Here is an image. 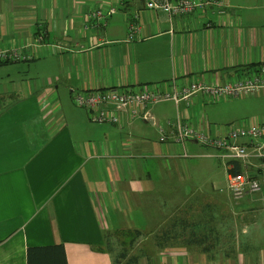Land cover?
I'll return each instance as SVG.
<instances>
[{"label": "crops", "instance_id": "0c3cea01", "mask_svg": "<svg viewBox=\"0 0 264 264\" xmlns=\"http://www.w3.org/2000/svg\"><path fill=\"white\" fill-rule=\"evenodd\" d=\"M146 1L0 0V48L37 55L17 68L21 94L0 89V264H27L29 247L59 243L68 264H264L251 204L264 190L234 204L218 174L176 157L156 126L92 122L73 99L82 87L222 84L264 70V0H228L223 16L215 7L170 16ZM104 2L117 10L98 26L87 14ZM133 22L142 37L129 41ZM252 95L226 107L202 95L164 101L152 112L214 132L250 107L264 117V93ZM197 144L187 142L198 156Z\"/></svg>", "mask_w": 264, "mask_h": 264}, {"label": "built area", "instance_id": "2783aa9c", "mask_svg": "<svg viewBox=\"0 0 264 264\" xmlns=\"http://www.w3.org/2000/svg\"><path fill=\"white\" fill-rule=\"evenodd\" d=\"M228 0H147L146 7L162 10L170 16L191 15L208 7L217 8L218 15L226 14ZM116 6L104 2L88 12V20L96 25H105ZM138 22L130 23L128 40L141 38ZM42 36H40V39ZM102 42H106L102 39ZM37 57L30 50L20 47L0 48V62L30 61ZM264 93V70H253L242 76L228 79L225 83L192 81L179 85L177 79L156 83L129 82L106 85L99 88L82 87L73 97L74 103L83 107L92 122L110 123L124 127L136 119H143L158 128L162 143L176 145L178 158L197 156L187 151V142H197L218 149L216 156L221 159L227 174L228 190L232 197L241 198L264 190V117H248L240 121L219 124L211 132L185 120L178 113L175 119L158 118L152 107L160 102L194 100L202 95L207 102H215L243 95ZM203 119V116H201ZM170 128V131H169ZM245 139L246 141H240ZM238 163V170L233 171Z\"/></svg>", "mask_w": 264, "mask_h": 264}, {"label": "rangeland", "instance_id": "374dc122", "mask_svg": "<svg viewBox=\"0 0 264 264\" xmlns=\"http://www.w3.org/2000/svg\"><path fill=\"white\" fill-rule=\"evenodd\" d=\"M28 63H24V62H21L19 64H15V63H9L8 65H3L1 66L0 65V89H7L9 91H11V89H13V87L15 86H18V84L16 83L17 81H19L20 79L18 78H21V74H17V68H20V67H23V66H27ZM31 73H35L36 69L35 67L33 66ZM15 82V83H13ZM15 89V88H14ZM13 91H18V93L21 94V92L19 90H14ZM254 95H243V96H240V101H236V102H239V103H243V100H246L247 97H253ZM256 96V95H255ZM225 100H220V101H215V102H209V103H206L207 105H213L211 103H217V104H220L221 106L223 107H226L228 106L230 103L225 101ZM224 102V103H222ZM222 103V104H221ZM161 104V103H160ZM233 104V103H232ZM204 105V104H203ZM206 106V105H204ZM236 106V108H238L241 112L244 111V107L243 105H238L240 107H237V105H234ZM57 109H59L57 107ZM56 109V110H57ZM201 109H199V112L201 113ZM204 112V111H203ZM246 111H244V113H246ZM257 114H261V113H258L256 112V110L252 109L250 107V109H248V116L252 117V116H255ZM203 115V114H202ZM245 115V114H244ZM246 116V117H248ZM242 120V119H240ZM239 120V121H240ZM228 121L226 122H223L224 124L227 123ZM230 122V121H229ZM228 122V123H229ZM233 122H236V121H233ZM130 124V123H128ZM219 124H222V123H219ZM152 125V124H151ZM200 148V150H198L199 152L198 153V156H193V157H183L181 158V160H184L185 162H193V163H197L196 165L197 166H200V165H205V164H208L209 166V169H213L214 173L218 174L215 176L214 178V181H216V183L219 185V190H220V187H221V192L226 195V196H229L230 199H231V202L236 204V203H244L247 201V199L249 197H243L241 198L239 201H236L232 195L230 194L229 190H228V185H227V174H226V170L223 166V162L221 161L220 158H217V157H206L205 154H208V153H217L218 149L215 148V147H212V146H208V145H203V144H197ZM187 146V151L192 154L191 152L193 150H191L189 148V146L186 144ZM195 153V152H194ZM201 167H198V169H200ZM199 174V173H198ZM207 174V173H205ZM204 174H202L203 176ZM200 177V176H198ZM196 175L194 176V179L195 178H198ZM204 178V177H202ZM256 193H259V192H256ZM254 197H258L257 194H254L252 195L250 198H254ZM251 204L254 206V208L256 209V211H258L257 215H258V220L259 222L257 223L260 227H262L264 229V194L262 195V197L258 200V201H254V202H251Z\"/></svg>", "mask_w": 264, "mask_h": 264}, {"label": "trees", "instance_id": "16d2710c", "mask_svg": "<svg viewBox=\"0 0 264 264\" xmlns=\"http://www.w3.org/2000/svg\"><path fill=\"white\" fill-rule=\"evenodd\" d=\"M3 63L9 62H0V64ZM234 164L235 166L232 170L237 171L238 163L234 162ZM121 254L125 255V252ZM27 264H68L64 244L29 247L27 250Z\"/></svg>", "mask_w": 264, "mask_h": 264}]
</instances>
